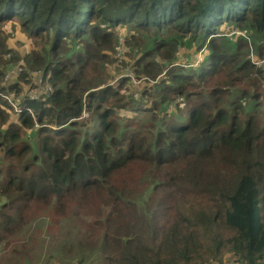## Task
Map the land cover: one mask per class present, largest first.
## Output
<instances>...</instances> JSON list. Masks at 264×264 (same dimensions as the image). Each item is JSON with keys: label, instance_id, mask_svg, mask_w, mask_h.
Here are the masks:
<instances>
[{"label": "trees", "instance_id": "trees-1", "mask_svg": "<svg viewBox=\"0 0 264 264\" xmlns=\"http://www.w3.org/2000/svg\"><path fill=\"white\" fill-rule=\"evenodd\" d=\"M190 52L200 69L179 64ZM252 53L264 60V0H0V254L22 257L44 222L68 227L63 250L80 264H262L264 63ZM113 62L154 83L125 95L129 79L102 72Z\"/></svg>", "mask_w": 264, "mask_h": 264}, {"label": "rangeland", "instance_id": "rangeland-1", "mask_svg": "<svg viewBox=\"0 0 264 264\" xmlns=\"http://www.w3.org/2000/svg\"><path fill=\"white\" fill-rule=\"evenodd\" d=\"M125 33L126 30L125 28H119L118 30V36H119V46H118V52L122 50V55L119 54V57L117 55V58L122 59L123 52H124V42L123 40L125 39ZM122 39V40H121ZM21 41H25L24 39L17 40V45L15 39L12 40L13 45L15 44L17 47V50L22 54L26 55L28 52V49L30 50L31 44H27V41H25V44L19 43ZM41 46L42 44H39L36 48L41 51ZM184 47L181 48L179 51H183ZM189 58L192 60L190 62L186 63H179L182 64L183 67L187 70H195V69H200V66L204 64L205 62L203 60V54L202 52L200 53H195V52H190L188 54ZM251 56L257 60L256 64L259 66L264 63V60H261L255 53H252ZM183 61H186L185 59ZM117 62V61H116ZM115 62V63H116ZM114 62L103 66L102 72L104 76H106V72L109 73V75L112 77V81H114L118 77H125L129 79V85H130V90L126 89L125 90V95L133 94L134 98H140L142 97V91H144L145 88H149L151 84L154 83L153 80H146V77L144 78H137V76L134 73V69H132L129 66L123 67L119 72L117 71V65ZM122 66V65H121ZM122 73V74H120ZM107 75L109 78L110 76ZM15 73L14 70H8L7 71V76L5 80H12L14 78ZM97 76L92 74L91 78H94L96 82H99V80H102L101 76ZM120 82V80L117 82V84ZM35 84L38 86L44 88V85L42 83L38 82V80H35ZM103 84V83H102ZM232 93H235L236 90L232 89ZM38 94V93H36ZM39 95V94H38ZM181 99L179 98L177 100L180 101ZM148 102V101H147ZM169 110H174L173 105L169 106ZM172 114H176L178 117L183 118V120H187L188 116V111L185 109V107H182L181 109L177 110L175 107V111L171 112ZM129 113H123V116H128ZM87 116H84L83 119H85ZM89 224L87 221H84L76 231V235L79 238H84L87 230H88ZM70 243V237H69V232H68V227L63 226L59 231L52 233L48 230L46 224L44 222H40L38 225L33 226L31 228V235L26 239V252L22 253V257L20 254H14L12 251L3 252L0 254V264H23V262H27V264H44L48 260H51L50 264H80L78 261L77 257L75 256H66V252L64 253L63 248L66 246L68 247ZM232 255L230 253H226L224 255V259L228 262L233 260ZM212 261L215 259H211ZM210 260V261H211ZM209 261V262H210ZM208 263V262H207Z\"/></svg>", "mask_w": 264, "mask_h": 264}, {"label": "built area", "instance_id": "built-area-1", "mask_svg": "<svg viewBox=\"0 0 264 264\" xmlns=\"http://www.w3.org/2000/svg\"><path fill=\"white\" fill-rule=\"evenodd\" d=\"M244 33H246V31H244ZM121 53H122V50L119 51V52L117 53V55H118V56H119V54L122 55ZM119 57H120V56H119ZM120 58H121V57H120ZM22 69H23V68L20 66V67H18V68H16V69H12V70H14V73H15V74H18L19 72L22 71ZM32 75H34L35 77H38L37 80H38L39 82H41V78H42V72H41V71H39V70H38V71H35V72H33ZM38 97H39V95L36 94V93H34V94L31 95V99H37ZM7 98L9 99V101L11 102V104L13 105V107H14L15 110H17L18 112H21V111H22V109L19 108V105L15 102L14 94L7 95ZM28 109H29V108H27V110H28ZM83 116H87V113H84ZM236 262H237V259L234 258V259L231 260L230 262H223V263H221V262H218V261H216V260H213V261H211V262H209V263H207V264H236ZM262 264H264V261H263Z\"/></svg>", "mask_w": 264, "mask_h": 264}, {"label": "crops", "instance_id": "crops-1", "mask_svg": "<svg viewBox=\"0 0 264 264\" xmlns=\"http://www.w3.org/2000/svg\"><path fill=\"white\" fill-rule=\"evenodd\" d=\"M218 262H221V263H223V262H228V261H226V260H223V261H218Z\"/></svg>", "mask_w": 264, "mask_h": 264}]
</instances>
